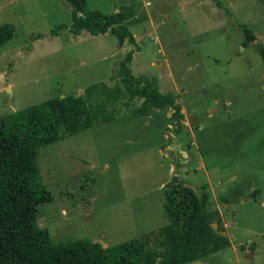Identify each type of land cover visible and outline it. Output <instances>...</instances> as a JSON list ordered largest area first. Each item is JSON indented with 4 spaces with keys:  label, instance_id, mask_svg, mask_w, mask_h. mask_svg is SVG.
Here are the masks:
<instances>
[{
    "label": "rangeland",
    "instance_id": "374dc122",
    "mask_svg": "<svg viewBox=\"0 0 264 264\" xmlns=\"http://www.w3.org/2000/svg\"><path fill=\"white\" fill-rule=\"evenodd\" d=\"M91 10L123 11L140 39L119 47L109 32L73 34L65 0H0V28L13 29L0 46V117L70 94L101 102L130 50L132 73L155 78L183 117L170 107L143 115L142 99L125 98L110 107L113 120L40 146L36 163L52 200L39 205L38 226L53 243L137 238L168 223L164 192L176 175L229 238L191 263L264 264V4L86 0ZM58 25L66 28L51 35ZM245 28L253 34L246 44Z\"/></svg>",
    "mask_w": 264,
    "mask_h": 264
},
{
    "label": "trees",
    "instance_id": "16d2710c",
    "mask_svg": "<svg viewBox=\"0 0 264 264\" xmlns=\"http://www.w3.org/2000/svg\"><path fill=\"white\" fill-rule=\"evenodd\" d=\"M65 1L72 14L68 30L73 34L81 30L91 35L109 32L119 45L136 44L132 31L124 24L123 11L85 13L86 0ZM259 1L264 4V0ZM64 28L56 26L51 35ZM244 33L246 44L253 34L247 28ZM12 37L11 26L0 28V46ZM257 49L264 63V44ZM132 54L128 51L119 62V82L111 88L103 84L107 94L101 102L70 94L0 117V264H189L229 244V238L211 226L216 211H202L197 192L176 175L164 192L163 210L168 223L137 238L106 247L83 238L53 243L48 230L38 226L39 205L52 200L38 172L40 146L58 140L61 131L75 134L113 120L110 107L125 98L142 99L139 111L143 115L154 108L170 107L171 117L182 120L181 107L171 92L161 91L155 78L132 73ZM206 195L203 193L202 202H206Z\"/></svg>",
    "mask_w": 264,
    "mask_h": 264
},
{
    "label": "water",
    "instance_id": "95a60500",
    "mask_svg": "<svg viewBox=\"0 0 264 264\" xmlns=\"http://www.w3.org/2000/svg\"><path fill=\"white\" fill-rule=\"evenodd\" d=\"M140 39V36L139 35H137L136 37H135V41L137 42L138 40ZM7 90H8V88H7ZM8 92H9V95L11 94V92H10V90H8ZM211 226H212V228L215 230L216 228H217V224L215 223V222H213L212 224H211ZM219 233L221 234V235H224L225 236V231H219ZM92 242H98V243H100L101 244V246L102 247H106L107 245L102 241V240H94V241H92ZM195 262H197V261H194V262H192V263H195ZM191 263V264H192Z\"/></svg>",
    "mask_w": 264,
    "mask_h": 264
},
{
    "label": "crops",
    "instance_id": "0c3cea01",
    "mask_svg": "<svg viewBox=\"0 0 264 264\" xmlns=\"http://www.w3.org/2000/svg\"><path fill=\"white\" fill-rule=\"evenodd\" d=\"M125 20H126V18H125ZM125 20H124V23H125ZM133 33V35L135 34L134 32H132ZM147 34H149L148 32H147ZM119 45V44H118ZM125 45V43L123 44V45H119V47L120 46H124ZM161 89V91H164V88H160ZM166 91V90H165ZM154 109H156V108H154ZM156 110H158V109H156Z\"/></svg>",
    "mask_w": 264,
    "mask_h": 264
},
{
    "label": "bare ground",
    "instance_id": "6f19581e",
    "mask_svg": "<svg viewBox=\"0 0 264 264\" xmlns=\"http://www.w3.org/2000/svg\"><path fill=\"white\" fill-rule=\"evenodd\" d=\"M9 90V89H8Z\"/></svg>",
    "mask_w": 264,
    "mask_h": 264
}]
</instances>
